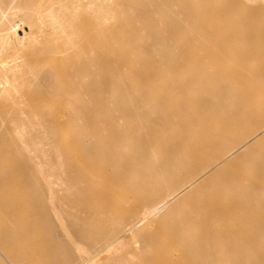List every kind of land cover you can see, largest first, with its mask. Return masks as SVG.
Instances as JSON below:
<instances>
[{
	"label": "rangeland",
	"instance_id": "1",
	"mask_svg": "<svg viewBox=\"0 0 264 264\" xmlns=\"http://www.w3.org/2000/svg\"><path fill=\"white\" fill-rule=\"evenodd\" d=\"M106 1L103 43L85 34V25L95 18L85 22L74 18L68 43L59 30L54 33L45 13L38 16L40 22L37 17L26 19L22 0L5 11V24L24 22L30 36H39L37 49L51 50L58 58L70 56L71 65L62 67L57 78L52 56H43L28 81L17 79L30 95L44 98L41 110L23 114L15 109L0 116V193L11 187L18 193L10 199L0 197V218L9 222L0 225V264H149L146 259L155 251L170 253L171 264H218L202 255L206 244L224 238L233 264H264V78L221 79L212 95L191 84L193 77L186 71L200 67L208 73L215 68L238 73V65L253 73L263 70L264 44L258 43L259 28H264V0ZM62 2L55 7L69 6ZM72 15L66 13L64 21ZM249 33L253 38L242 37ZM62 82L76 90L58 98L56 89ZM169 83L175 92L172 99L162 94ZM228 83L235 89L217 97L216 90ZM83 88L89 89L88 95ZM99 91L103 97L95 105L90 95ZM158 101L172 115L171 131L159 124L161 112L152 108ZM247 104L255 109L250 112ZM193 105L214 117L222 131L235 127L234 139L241 144L231 150L230 163L202 176L195 174L197 166L162 173L157 170L162 161L168 164L182 154L172 132L188 143L183 130L198 128L196 115L184 108ZM78 106L83 109L71 111ZM242 117L239 126L231 122ZM149 131L158 145L145 155L143 166L128 170L121 180L110 179L119 194L98 193L108 187V180L84 187L72 178L80 163L95 157L93 153L108 151L113 136L125 138L121 155L135 157L137 141L149 147ZM211 158L205 154L203 165ZM117 168L109 170L114 173ZM148 172L151 176L146 179ZM193 176L196 182L185 187ZM182 187L153 216L145 218L136 211ZM218 192L222 198L246 204L200 239L193 229L173 230L191 211L202 215L200 207ZM23 203L30 204L32 211L18 212L21 216L13 222L10 207L19 211ZM107 207H119L121 213L109 214ZM135 216L145 221L130 228ZM123 229L126 233L121 235ZM198 253L200 261L194 260Z\"/></svg>",
	"mask_w": 264,
	"mask_h": 264
},
{
	"label": "bare ground",
	"instance_id": "2",
	"mask_svg": "<svg viewBox=\"0 0 264 264\" xmlns=\"http://www.w3.org/2000/svg\"><path fill=\"white\" fill-rule=\"evenodd\" d=\"M18 0H0V116L7 115L12 113L13 111H19V109L23 110V114L30 112H37L41 110V105L43 104L44 98L41 96L35 97V94L31 93V95L27 92V89L22 87L24 83L20 84L17 79H20L21 82L28 81L27 79L31 75V71L34 67L38 66L41 58L46 55L52 56L53 63L56 65V77H61V68L69 67L71 65L70 56H64L62 58H58L53 56V52L51 50L47 51L43 47L41 49H37L36 45L40 44L39 36H30L29 28H26L24 22L13 23V24H5V11H10L12 5L16 3ZM27 8V12H25L26 19L30 20L33 17H37L35 20L40 22L38 16L42 13H45V16H48L51 19L52 26L54 29V33H57L59 30V36L64 37L67 42L70 41L69 35L72 36V26L73 19L77 18L80 21H84L89 18H95L94 22H89V24L85 25V34L89 37L93 38L97 36L98 41L103 43L105 38L106 28V10H107V1L106 0H22ZM63 1V2H62ZM62 2L64 5L67 3L69 6L61 9V6L55 7L56 4ZM66 13L73 14L72 18L69 21L64 18ZM34 21V22H36ZM255 21V20H254ZM27 29V31L24 30ZM261 34V41L258 44H264V28H259ZM256 32V30H254ZM20 33V34H19ZM256 34V33H255ZM253 35L247 34L242 35V37L253 38ZM95 42V41H92ZM237 43H241L239 40H236ZM69 43V42H68ZM221 50V49H220ZM63 52V51H62ZM55 53V52H54ZM200 67H197L195 71L186 70L188 73L192 75L191 84H195L197 87L202 89V91H209L210 94H214L216 84L221 79H231L235 77H241L245 79V82L255 79L257 77L264 78V69L259 72H251L247 70L245 65H238V73L237 72H226L221 68H215L210 73L199 71ZM76 75V74H75ZM76 77V76H75ZM229 84V83H228ZM185 85V84H184ZM235 85L229 84L223 88L217 89L216 94L219 93L217 97L223 96L227 90H234ZM73 90H76L75 87L70 83L62 82L59 87L56 89V95L58 98L67 97L72 93ZM89 89L83 88L82 92L84 95H88L87 92ZM162 94L168 96L166 98L172 99L175 92L170 85H166ZM93 96V101L95 105L99 104L101 101V97H103L102 92H98L95 94H91L90 97ZM212 98V97H211ZM70 99V98H69ZM68 99V102H70ZM76 100V99H75ZM75 100H71V102H75ZM163 100V99H162ZM245 101V100H244ZM249 102V101H247ZM162 103V102H161ZM159 101L152 108L157 110V114L161 112V117L159 121L161 125L168 127L170 125L171 114L168 113L166 107L161 104ZM250 112L255 109V106L252 104H247ZM72 108V107H71ZM83 109L80 106L73 107L72 112ZM184 108L188 109L191 113L196 115V124L198 126V130H183V134L189 138V142H183V139L178 135V132L173 131L172 133L178 138V149L182 150L181 158L171 161L168 164H165L161 159V165L157 169L163 172L170 171V174L174 173L178 168L187 170L188 168L196 167L197 172L200 176L206 174L212 169L218 168L221 164L230 163V158L228 157L231 153V150L236 148L241 143L234 139V131L235 127H230L229 129L225 128L223 131L220 129L218 122H216L214 117H211L208 114H205L203 111L199 109L198 105H193L188 108L184 106ZM68 109V108H67ZM150 111V110H149ZM154 111V110H153ZM20 112V111H19ZM22 114V113H21ZM157 117V116H156ZM175 118H173L174 120ZM187 119V118H186ZM225 122L231 119H223ZM244 119L236 118L231 122L235 126H239L243 123ZM146 123V122H145ZM191 123V122H190ZM230 124V123H229ZM195 126V125H194ZM242 128H244L242 126ZM118 129V128H117ZM219 131L220 134L214 135L211 131ZM113 131V130H112ZM171 131V130H170ZM126 132V131H125ZM122 133V132H121ZM180 133V132H179ZM239 133V132H238ZM115 134V133H114ZM124 134V133H123ZM122 134V135H123ZM148 134V133H147ZM171 134V133H170ZM125 135V134H124ZM138 136V135H137ZM148 140L150 141L149 147L141 146L143 141H137L136 149H135V157L126 156L125 153L121 155V147H123L124 136H113L111 139L110 147L106 153H93V158L86 163H80V167L75 174V177H72L74 180H78L85 187L86 185L89 187L96 186L101 180L115 179L121 180L123 174H125L128 170H133L139 165L141 166L144 162V157L148 152H151L156 145H158L157 138L153 131H149ZM146 139V137H145ZM127 140V139H126ZM67 148H70L71 143L67 142L65 144ZM130 153V152H129ZM134 153V152H133ZM152 153V152H151ZM132 154V153H131ZM130 154V155H131ZM205 154L211 155V160L208 164L203 165V157ZM232 157V156H231ZM73 159L76 160V156H73ZM117 166V170L112 173V170H109L110 167ZM143 166V165H142ZM149 167V166H147ZM145 168V167H144ZM145 170V169H144ZM152 170V169H151ZM147 170H145L146 172ZM146 174V173H145ZM147 178H150L151 172L147 173ZM153 174V173H152ZM178 174V173H177ZM221 176V175H220ZM194 176L190 177L186 181V186L189 187L191 184L196 182ZM72 180V179H70ZM69 180V181H70ZM73 182V181H70ZM112 180L108 187L104 189L102 192H98L103 197H112L116 194H119L114 188H112ZM164 183V182H163ZM178 188L173 190V194L167 195V197L157 203L153 204H143L140 205L136 211L141 212V214H145L146 216H153V214L158 211L160 208H163L166 204H168L171 200H173L183 188ZM224 187V186H223ZM230 189V188H229ZM233 189V188H232ZM161 188H158L154 194L158 195ZM224 190V189H223ZM241 191H246V189H240ZM231 191V190H230ZM24 192V191H23ZM95 194V193H94ZM3 195L9 197L18 195L17 189L14 187L8 188L4 194L0 193V197ZM248 203V202H247ZM246 203L233 202L232 199L222 198L218 193H211L209 204H204L200 209H203L204 213L195 214L193 211L188 213V216L185 218L184 222L176 226L173 230H180L181 228H190L195 230L199 235V239L202 238V235H209L214 232V229L218 227L220 221L232 219V215L239 208H242ZM28 203H23L20 205L19 211H13V207H10V212L12 214L13 222L15 221V217L21 216L18 212H29L32 211L31 207ZM167 206V205H166ZM197 206V205H196ZM7 208V207H6ZM107 213L109 214H119L121 213V208L117 207H107ZM197 210V209H196ZM29 211V212H28ZM147 214V215H146ZM139 217V215H137ZM136 217V216H135ZM134 217V218H135ZM133 218V219H134ZM142 218V216L140 217ZM144 218V219H145ZM131 219V218H130ZM144 219L138 220L136 217L135 221L130 228L134 225L138 224L140 221H145ZM130 221V220H129ZM132 221V222H133ZM9 224L8 220H3L0 218V225L4 226ZM130 224V225H131ZM151 224V223H150ZM127 231L130 228L126 227ZM126 233V230L123 229L121 235ZM120 235V236H121ZM118 237V236H117ZM117 239V238H116ZM115 240V239H114ZM226 238L221 240L218 244L211 243L206 244L204 254L202 258H207L212 263L218 264H233L235 261L234 256H231L225 252L224 243ZM146 242V241H145ZM143 242V243H145ZM109 243H106V245ZM112 244V243H111ZM146 244V243H145ZM105 245V246H106ZM104 246V247H105ZM106 248V247H105ZM197 253V252H196ZM199 254V253H198ZM195 256L196 261H200L201 254ZM150 264H171L172 257L170 253H158V251L153 252L149 259H146Z\"/></svg>",
	"mask_w": 264,
	"mask_h": 264
}]
</instances>
